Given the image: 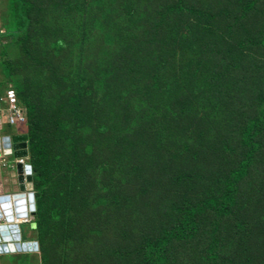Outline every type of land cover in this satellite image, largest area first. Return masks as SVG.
I'll return each mask as SVG.
<instances>
[{"label": "rangeland", "instance_id": "rangeland-1", "mask_svg": "<svg viewBox=\"0 0 264 264\" xmlns=\"http://www.w3.org/2000/svg\"><path fill=\"white\" fill-rule=\"evenodd\" d=\"M23 2L25 30L16 0H0V94L11 85L25 102L34 155L55 172L49 206L68 212L42 262L28 203L16 226L35 249L1 263L149 264L134 253L174 204L220 205L230 188L231 212L210 210L166 264H264V117L251 123L264 104V0ZM3 124L0 136L24 127ZM6 156L0 196L20 192Z\"/></svg>", "mask_w": 264, "mask_h": 264}, {"label": "trees", "instance_id": "trees-1", "mask_svg": "<svg viewBox=\"0 0 264 264\" xmlns=\"http://www.w3.org/2000/svg\"><path fill=\"white\" fill-rule=\"evenodd\" d=\"M17 2V13L18 17L23 14V0H16ZM180 6V5H178ZM183 7H179V11ZM193 12L197 14H204L201 8H196ZM25 18L24 30L28 26L29 20ZM23 30V31H24ZM21 31V26L19 31L8 32L7 34L11 37H16L19 35ZM6 71H8L6 69ZM8 76V73H7ZM16 88H14L15 90ZM17 94V98L19 103L25 108L27 121L24 127V132L28 135V156H29V164L32 169V190L34 194V203H35V211L32 215L34 221L30 226H33L36 229V236L34 237V241H36L40 246L41 254H39L40 261H46V253L44 249V245L47 240V230L49 226H54L57 218L61 217V208L64 213L68 212V206H62L59 202V199L52 198V208L49 206L47 200V192L48 189L55 187V184H52L51 181L54 179V173L52 171L51 174L48 173L47 169L40 165L41 163L37 161L34 155V145H35V134L32 128L29 129V123L31 119H28V109L25 106V102L21 100L18 92L15 90ZM264 117V104L263 108L259 111V114L251 121L253 125H259L263 121ZM30 148V150H29ZM239 176H242L239 174ZM221 204L218 205L217 202H213V200H208L206 206L205 202H190V199H187L185 202L174 204L171 207L172 217L170 218L172 224H177L176 226L170 225V220L166 226H164L159 232H157L153 237L145 238L142 245L135 251L134 255H140L144 257L143 262H148L149 264H166L169 260L170 251L169 245L175 240H192L195 236L196 230L199 231L197 225L201 220H203L210 210H213L214 214L217 216L219 214L220 217L223 215H227L231 212V206L235 202V193L232 189L227 188L223 195L221 196ZM211 207V208H210ZM52 212V214H51ZM202 228V227H201ZM36 238V239H35ZM33 241V240H32ZM206 250V249H205ZM212 247L208 248L209 253H214ZM23 253V252H22ZM206 257V255H205ZM214 262L212 258H210Z\"/></svg>", "mask_w": 264, "mask_h": 264}, {"label": "water", "instance_id": "water-1", "mask_svg": "<svg viewBox=\"0 0 264 264\" xmlns=\"http://www.w3.org/2000/svg\"><path fill=\"white\" fill-rule=\"evenodd\" d=\"M3 141L6 143L5 147H9V149L6 151L9 154L12 152L13 158H27V161H28V158H29L28 149H27L28 136L26 134L14 135V136L10 137V139L4 138ZM17 172L19 174L18 180L20 182L19 190L20 191L25 190L24 189V183L25 182L31 184V188H32L31 166L28 164L25 167H23L22 164H18L17 165ZM23 197H24V194H20L18 196H14L13 199L19 200ZM10 201H11V197H9V195L0 196V203L1 204H10ZM28 201L30 203V209L32 210L33 206H34V195L32 192L28 193ZM14 205H22V202L21 201H15ZM17 211L23 212L24 210L18 209ZM32 214H33V212H32ZM4 215H6L4 218L7 221H12L11 211H9V213H7V214H6V212H3V216ZM23 215L24 214H19V216H18V214L16 213V216H18V217H23ZM1 217H2V215H0V218ZM6 217H8V218H6ZM8 228H12V229L16 228V225H8L7 226L6 221H5V224H0V235L2 237H3V235H5V238H3V241H5V242L0 244V253H11V252L13 253L15 251L19 252L21 249L20 245H19L20 243L16 242V241L20 240V235L15 234V238H14V233H13L12 235H10L11 237H9V233L7 231ZM4 230L6 232L2 233V231H4ZM13 231L15 233H17L18 229L16 228ZM21 245L25 247L23 251H27V249L31 250L32 245H34V244H32L30 242H26V243H22Z\"/></svg>", "mask_w": 264, "mask_h": 264}, {"label": "built area", "instance_id": "built-area-1", "mask_svg": "<svg viewBox=\"0 0 264 264\" xmlns=\"http://www.w3.org/2000/svg\"><path fill=\"white\" fill-rule=\"evenodd\" d=\"M4 118L7 119V124L9 126L12 125V126L25 127L27 121L25 108L19 103L17 94L11 86L7 87L4 90L3 95L0 96V131H2L4 128V124H3ZM24 127L21 130V132L15 135L24 134L25 133ZM4 138H6V135L0 136V170L7 169L9 165V163L7 162L8 156H6V154L8 153L6 150H8L9 147H5L6 143L3 141ZM8 139H10L9 136ZM11 154L12 152L9 154V156ZM14 159H22V158H14ZM25 166L26 164L23 165V167ZM3 242L5 241H3V237L0 235V244Z\"/></svg>", "mask_w": 264, "mask_h": 264}, {"label": "bare ground", "instance_id": "bare-ground-1", "mask_svg": "<svg viewBox=\"0 0 264 264\" xmlns=\"http://www.w3.org/2000/svg\"><path fill=\"white\" fill-rule=\"evenodd\" d=\"M15 162H16V172L14 173L15 174V177H17V179H18V176H19V174H18V172H17V165L18 164H22V165H25L26 163H27V161H26V158H23V159H17V161H16V159H15ZM12 175V174H11ZM14 180V179H13ZM19 181V180H18ZM19 184H20V182L17 184V186H18V188H19ZM16 189H17V187H16ZM24 191H20L19 193H21V192H24V193H26L27 194V192L28 191H30V189H32L31 188V184H29V183H24ZM26 194H25V197L23 198L24 199V202H22V203H25L24 205H22V206H20V205H14V202L16 201V200H14L12 197H11V202H10V204H0V208H1V210H2V212H6V214L7 213H9V211H11V213H12V221H7L6 219H5V221H6V224H7V226L8 225H17L16 223H19V222H21V221H24V218L27 216V213H28V209H27V204H28V201H27V197H26ZM18 209H20V210H24L23 212H20V211H17ZM0 210V211H1ZM26 210H27V212H26ZM15 211V212H14ZM16 213L18 214V216H19V214H24L23 215V217H18V216H16ZM3 214V213H2ZM2 214H0V215H2ZM3 216V215H2ZM6 215H4V217H5ZM21 216V215H20ZM6 218H8V217H6ZM1 219H2V217H1ZM16 228H17V226H16ZM16 228H8L7 229V231H8V233L10 232V233H14V238H15V234H17V233H15L13 230H15ZM18 229V228H17ZM6 231L4 230V231H2V233H5ZM9 237H11V236H9ZM13 238V237H12ZM16 242H18V241H16ZM14 243V242H13ZM22 243H20L19 245H20V251L19 252H31L32 250H33V247H32V249L31 250H28L27 249V251H23L24 250V246H22L21 245ZM15 252H18V251H15Z\"/></svg>", "mask_w": 264, "mask_h": 264}, {"label": "clouds", "instance_id": "clouds-1", "mask_svg": "<svg viewBox=\"0 0 264 264\" xmlns=\"http://www.w3.org/2000/svg\"><path fill=\"white\" fill-rule=\"evenodd\" d=\"M10 86H11V85H10ZM8 87H9V86H8ZM11 87H12V86H11ZM6 88H7V87H5V88L3 89V91H2L3 93H4V90H5ZM12 88H13V87H12ZM13 89H14V88H13ZM2 95H3V94H0V96H2ZM3 129H4V128H3ZM2 131H3V130H2ZM0 132H1V131H0ZM26 135H27V134H26ZM13 136H14V135H13ZM27 136H28V135H27ZM10 137H12V136H9V138H10ZM6 138H8V135H6ZM11 155H12V154H11ZM22 159H23V158H22ZM28 164H29V158H28V161H27L26 165H28ZM29 165H30V164H29ZM22 166H23V165H22ZM30 166H31V165H30ZM31 174H32V169H31ZM0 175H1V171H0ZM30 192L33 193V191H30ZM30 192H28V193H30ZM20 194H24V197H25V194H26V193L21 192V193L14 194V195H12V196L9 195V197L18 196V195H20ZM26 195H27V201H28V194H26ZM33 195H34V194H33ZM1 196H2V195H1ZM24 197H23V198H24ZM23 198H21V199H19V200H16V201L24 202V199H23ZM11 201H12V200H11ZM11 201H10V202H11ZM28 203H29V201H28ZM0 204H1V203H0ZM24 204H25V203H22V205H24ZM22 205H20V206H22ZM33 209H34V210H33ZM33 209H32V210L30 209V203H29V210H30V212H31V213H30L31 215H33L32 212L34 213V211H35V203H34ZM0 213H3V212L0 211ZM18 234H19V232H18ZM19 235H20V234H19ZM3 238H5V235H3ZM21 239H22V238H21V236H20V240L18 241L19 243H26V242H21ZM30 243L34 244V245H32V247H33V249H35V244H36V243H35V242H30ZM31 249H32V248H31Z\"/></svg>", "mask_w": 264, "mask_h": 264}, {"label": "crops", "instance_id": "crops-1", "mask_svg": "<svg viewBox=\"0 0 264 264\" xmlns=\"http://www.w3.org/2000/svg\"><path fill=\"white\" fill-rule=\"evenodd\" d=\"M15 179H16V183L18 184L19 183V181H18V179H17V177H15ZM0 180H1V175H0ZM0 210H1V208H0ZM2 211V210H1ZM32 252V251H31ZM14 253H20V252H14ZM6 255H10L9 253H0V264H2L1 263V259L4 257V256H6Z\"/></svg>", "mask_w": 264, "mask_h": 264}]
</instances>
